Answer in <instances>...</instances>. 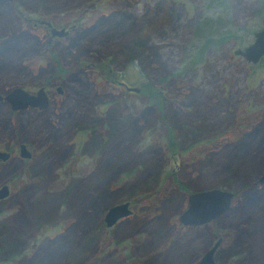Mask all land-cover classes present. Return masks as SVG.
Returning <instances> with one entry per match:
<instances>
[{"label": "rangeland", "instance_id": "obj_1", "mask_svg": "<svg viewBox=\"0 0 264 264\" xmlns=\"http://www.w3.org/2000/svg\"><path fill=\"white\" fill-rule=\"evenodd\" d=\"M230 1L0 0V95L48 93L45 108L0 102V264H196L218 238L215 264H264V69L229 41L195 58L189 34L210 17L260 27L256 0ZM34 21L73 28L48 43ZM209 188L233 193L228 210L178 223ZM123 201L131 215L104 226Z\"/></svg>", "mask_w": 264, "mask_h": 264}, {"label": "water", "instance_id": "obj_2", "mask_svg": "<svg viewBox=\"0 0 264 264\" xmlns=\"http://www.w3.org/2000/svg\"><path fill=\"white\" fill-rule=\"evenodd\" d=\"M261 25L258 27L252 36V40L242 47H236L232 50V55L240 56L244 62L249 64H256L260 61V65L264 69V18L260 19ZM49 26L50 36H60L66 34L63 29H55L50 26L49 22H45ZM127 90L134 93L137 87L126 86ZM61 92V87L57 88ZM7 101L10 103L12 110L25 109L27 106L45 108L48 103L47 93L44 87L37 89L35 93H30L23 88L15 87V89L8 91L4 96L0 95V102ZM19 154L22 158H29L30 153L26 149L24 143L20 144ZM10 154L0 151V160L6 161ZM258 183L264 184V171L258 179ZM9 189L6 185L0 186V199L6 197ZM232 192L221 188H209L207 190H200L190 192L186 195V206L178 214L177 221L183 226L206 224L209 220L218 217L221 213L228 210ZM129 203L127 201L119 202V204L109 206L103 214L104 226L110 227L121 218L130 215ZM220 239L215 240L208 249H206L196 264H215L213 261V252L219 244Z\"/></svg>", "mask_w": 264, "mask_h": 264}, {"label": "trees", "instance_id": "obj_3", "mask_svg": "<svg viewBox=\"0 0 264 264\" xmlns=\"http://www.w3.org/2000/svg\"><path fill=\"white\" fill-rule=\"evenodd\" d=\"M219 7L220 5L223 6L227 10H231V1L230 0H213ZM254 17H260L264 18V0H256L255 7L253 9L252 13V18ZM229 19L231 20V17L229 16ZM222 20H228V17L224 18L223 16L221 17H216V18H203L200 19L198 22H195L192 29L190 30V36L191 38H196L198 40V45L195 50L194 57H200L202 53L207 49L211 48L214 46L219 45V43L222 44L223 41H229L232 42V45L235 47H242L249 43L252 40L253 32L257 29L253 27V25H250V22H248L246 25L241 28L240 33L237 32L238 29L235 28V23H230V29H227L224 27ZM234 27V28H232ZM221 28H224L225 30H221ZM232 28V29H231ZM246 34L247 36L251 37V40L248 41L246 39ZM260 61L256 62V64L251 65L252 67H259ZM262 67V66H261ZM56 76L58 75H51L50 79L57 78ZM60 76V75H59ZM143 89H148L149 94L155 96V98H160V95L158 92H154L153 88L150 86H144ZM140 92V91H139ZM143 93L144 90H141ZM90 131H93V129H90ZM84 132H86L84 130ZM108 140V138H105L104 141H99L98 144H96L97 149H101L102 145L105 143V141ZM166 146L168 147L169 152L177 153L178 148H176L175 143L173 142L172 139H169L166 141ZM31 172V171H30ZM181 187V186H180ZM189 193V192H187ZM63 244V243H62ZM62 246V245H61ZM60 246V247H61ZM59 247V248H60ZM13 249V246L11 247ZM79 252L78 250L74 251V257L78 256ZM73 257V259H74ZM72 259V258H70ZM69 259V261H70ZM81 259V258H80Z\"/></svg>", "mask_w": 264, "mask_h": 264}, {"label": "flooded vegetation", "instance_id": "obj_4", "mask_svg": "<svg viewBox=\"0 0 264 264\" xmlns=\"http://www.w3.org/2000/svg\"><path fill=\"white\" fill-rule=\"evenodd\" d=\"M35 22V24L34 25H36L37 23H40V24H42V25H44V26H46L45 25V22L46 21H34ZM50 23V22H49ZM50 26H52V27H54L55 29H57V30H59V29H63V30H65L66 31V34H63V35H60V36H50V33H49V26H46V30H47V32H48V43L51 41V39L53 38V37H57V38H59V39H64V38H66V36L69 34V32L71 31L70 29L71 28H73V25H68L67 27H65V26H62V27H60L59 29L58 28H56L55 26H53L51 23H50ZM117 83H119L120 85H122L124 88H126V84L125 83H122V82H117ZM46 93H47V91H46ZM48 94V93H47ZM26 145V149H27V151H28V153H30V157H32L33 156V154L31 153V150L28 148V145L27 144H25ZM19 147V149H18V154H19V151H20V144L18 145ZM0 151H4V152H8L10 155L8 156V158L10 159L11 157H12V154H11V150H9L8 148L6 149H0ZM19 156H20V154H19ZM29 157V158H30ZM7 158V159H8ZM20 158L21 159H23V160H25V159H29V158H22L21 156H20ZM0 163H3V161L2 160H0ZM232 198H233V194H232V197L230 198L231 199V201H232ZM129 203V202H128ZM231 203V202H230ZM230 206V205H229ZM129 209H130V215H131V213H132V208H131V204H129ZM221 214H223V213H221ZM220 214V215H221ZM219 217V216H218ZM217 218V217H216ZM264 218V217H263ZM263 218H261V219H263ZM213 219H215V218H213ZM213 219H211V220H213ZM208 224V223H207ZM263 228H264V224H263V226H255V228H254V230L255 231H260V233L261 232H263ZM219 239V238H218ZM217 240V239H216ZM215 251H216V249L214 250V252H213V254L215 253ZM212 254V255H213ZM213 257H214V255H213Z\"/></svg>", "mask_w": 264, "mask_h": 264}]
</instances>
